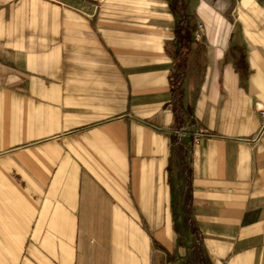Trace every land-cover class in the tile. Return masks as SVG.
<instances>
[{
    "label": "crops",
    "instance_id": "1",
    "mask_svg": "<svg viewBox=\"0 0 264 264\" xmlns=\"http://www.w3.org/2000/svg\"><path fill=\"white\" fill-rule=\"evenodd\" d=\"M190 9L176 119L166 0H0V264H179L184 183L206 264H264V0Z\"/></svg>",
    "mask_w": 264,
    "mask_h": 264
},
{
    "label": "trees",
    "instance_id": "2",
    "mask_svg": "<svg viewBox=\"0 0 264 264\" xmlns=\"http://www.w3.org/2000/svg\"><path fill=\"white\" fill-rule=\"evenodd\" d=\"M170 8L174 24L173 33L174 40L168 41L165 45L166 52L176 62L174 71L172 72V94L174 98V109L176 119H183L184 109L181 104V82L187 72L185 52H192L191 42L194 32L195 15L189 8L190 0H166Z\"/></svg>",
    "mask_w": 264,
    "mask_h": 264
},
{
    "label": "rangeland",
    "instance_id": "3",
    "mask_svg": "<svg viewBox=\"0 0 264 264\" xmlns=\"http://www.w3.org/2000/svg\"><path fill=\"white\" fill-rule=\"evenodd\" d=\"M190 8V6H189ZM194 24V31L196 32L197 29L202 27L201 22H193ZM193 32V34L195 33ZM196 38V34L193 36L192 39ZM192 41V42H193ZM191 42V43H192ZM190 43V44H191ZM186 57V69H191L195 67L193 62V53L192 52H185ZM176 62L174 61V67ZM186 75V74H185ZM185 77V76H184ZM184 183V182H182ZM187 192L186 184H181L180 187L177 189L178 194V201L176 203V243L174 247H172V257L178 261L179 264H206L205 260L202 257L200 245L198 238L194 235V230L192 228V224L189 219V212L185 207V203L183 200L185 198V194Z\"/></svg>",
    "mask_w": 264,
    "mask_h": 264
},
{
    "label": "built area",
    "instance_id": "4",
    "mask_svg": "<svg viewBox=\"0 0 264 264\" xmlns=\"http://www.w3.org/2000/svg\"><path fill=\"white\" fill-rule=\"evenodd\" d=\"M196 38H199V34H196ZM261 114L264 115V111H261ZM184 129L182 128L180 131L177 132V134L181 135L183 134ZM199 137L195 138V142H198Z\"/></svg>",
    "mask_w": 264,
    "mask_h": 264
}]
</instances>
